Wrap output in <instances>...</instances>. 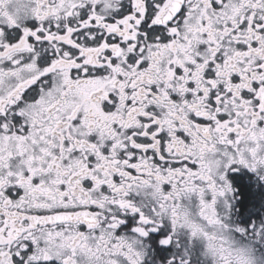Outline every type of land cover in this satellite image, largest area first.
I'll return each mask as SVG.
<instances>
[{
	"label": "snow or ice",
	"instance_id": "obj_1",
	"mask_svg": "<svg viewBox=\"0 0 264 264\" xmlns=\"http://www.w3.org/2000/svg\"><path fill=\"white\" fill-rule=\"evenodd\" d=\"M0 264H264V0H0Z\"/></svg>",
	"mask_w": 264,
	"mask_h": 264
}]
</instances>
